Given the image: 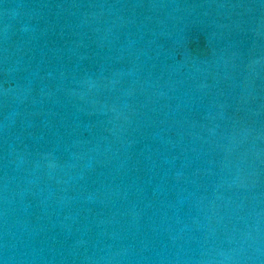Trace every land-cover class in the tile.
<instances>
[{
  "label": "water",
  "instance_id": "water-1",
  "mask_svg": "<svg viewBox=\"0 0 264 264\" xmlns=\"http://www.w3.org/2000/svg\"><path fill=\"white\" fill-rule=\"evenodd\" d=\"M0 264H264V0H0Z\"/></svg>",
  "mask_w": 264,
  "mask_h": 264
}]
</instances>
